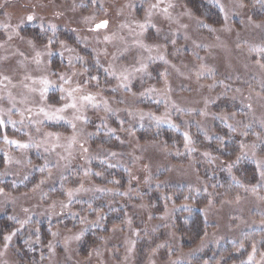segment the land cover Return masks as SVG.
<instances>
[{"label":"rangeland","instance_id":"374dc122","mask_svg":"<svg viewBox=\"0 0 264 264\" xmlns=\"http://www.w3.org/2000/svg\"><path fill=\"white\" fill-rule=\"evenodd\" d=\"M262 9L0 0V264H264ZM43 78L56 87L42 101ZM59 86L96 97L86 122L73 109L58 121L39 111L71 102ZM194 211L205 229L191 239Z\"/></svg>","mask_w":264,"mask_h":264},{"label":"snow or ice","instance_id":"6c2138e0","mask_svg":"<svg viewBox=\"0 0 264 264\" xmlns=\"http://www.w3.org/2000/svg\"><path fill=\"white\" fill-rule=\"evenodd\" d=\"M165 11H167V9H165ZM27 19L29 21H31L33 19L32 16H28ZM106 24L107 22H103L101 24H98L97 25V28H100V27H106ZM141 28H144L145 25H141L140 26ZM107 39V38H106ZM39 56V53L37 54ZM48 55H52L51 52L48 53ZM78 59H80L78 57ZM159 59L161 60H164V57L163 56H160ZM39 62V61H37ZM166 62V61H165ZM107 71V69L105 70ZM134 72H146L147 71V65L146 64H141V66L139 68H134L133 70ZM113 75H115V73H112ZM132 75V73H128V74H121V77L120 79H122V83H121V87H124V88H129V77ZM60 79L61 81H63L64 83H68L69 81L63 76L61 75L60 76ZM93 79H96V77H93ZM40 83L43 85V87L41 88L40 90V96H41V100H45L47 98V94L48 92L50 91V89L56 87V85L54 84V82L52 81H49L47 78H43ZM79 87L77 88H73L71 90H67L65 89L63 86H59V91L61 93H66V95H62L61 96V99L62 100H69L71 101L70 103H65L63 104L62 107H59V108H55L54 110H46L44 107H41L39 109V111L41 113H43L44 117L47 119V120H65V116L62 115V113H64L66 110L68 109H73L75 110V113H79V114H74V119L75 120H80V121H84L86 122L87 121V117L85 115H83L82 113V109L86 106H91L93 108H96L98 107V103L96 102V97L91 95V94H86V95H81L79 97H77L76 95H74V93H77L79 91ZM150 91H154V89H151ZM143 95V93H142ZM79 103V107L77 106ZM105 105L107 104V102L105 101L104 102ZM106 111H111L110 108H107L106 107ZM157 119V123H160V122H167V121H161L160 118H156ZM66 122L73 128V130H75L76 128V124L73 123L72 120H66ZM3 121L0 120V124H2ZM14 123V122H13ZM49 135H52V134H49ZM89 135H92V134H89ZM185 135V141H190V137L187 133L184 134ZM5 139H7V137H5ZM71 141L75 142V134L73 135V137L70 138ZM10 143H13V144H18V146L20 148H29L31 147L32 145L30 144H19L17 141H9ZM41 145H36L37 148H39ZM241 147L243 148L244 146L241 145ZM81 149L83 152L87 153L89 151L88 148L84 147L83 145H81ZM45 151H48L47 148H45ZM111 155L115 156L116 154L115 153H112ZM61 159H64V157H61ZM240 157L237 158V160H239ZM110 167L113 166V165H109ZM231 167V166H229ZM85 175H89V173L87 171H85ZM96 175H100V173H96ZM262 175H264V173H262ZM41 183H43V181H41ZM85 189L83 188V185H81V187L79 188H76V189H69L67 191V196H68V203L70 204L72 202V200L74 199V196L76 193H79L81 191H84ZM97 191H103L104 189H96ZM62 205H63V202H61ZM63 206H67V205H63ZM102 218V217H101ZM55 235V234H53ZM83 235V232H81L80 234H78L75 238L76 239H80V236ZM11 235H8V236H5L4 239L6 241L8 240H11ZM249 261L251 262V257L249 258Z\"/></svg>","mask_w":264,"mask_h":264},{"label":"trees","instance_id":"16d2710c","mask_svg":"<svg viewBox=\"0 0 264 264\" xmlns=\"http://www.w3.org/2000/svg\"><path fill=\"white\" fill-rule=\"evenodd\" d=\"M189 5L194 9V11L195 12H202L204 15L206 14H208V16H211V15H213L214 13L215 14H218V12L217 11H215L214 9H212L211 7H204V5L202 4V3H199V5L201 6L200 8L199 7H197L196 5H194L193 4V1L192 2H190L189 3ZM255 9L256 8H253V12H255ZM261 15H264V9H262V11H261V13H260ZM159 132H160V130H159ZM166 132V134L168 133V132H170L169 131V128H162V134L163 133H165ZM166 134H163V135H166ZM213 146V148H216L215 147V145H214V143H210L209 144V146ZM233 144H226V148H227V150H228V152L230 151L228 148H230V149H233ZM226 150V151H227ZM226 156H229V154H226ZM222 188H226V189H230L231 187L230 186H228V185H226L225 187H222ZM232 190V189H231ZM177 198H180V196L179 197H177ZM199 215H200V213L199 212H193L191 215H190V217H189V225H188V223L187 224H183V226H185V229L186 230H183V232L185 233V234H188L189 236H190V238L192 237V234L195 236V238L196 237H199V236H201V234H202V231L205 229V223L203 222V221H201V218L199 217ZM192 239V238H191Z\"/></svg>","mask_w":264,"mask_h":264},{"label":"water","instance_id":"95a60500","mask_svg":"<svg viewBox=\"0 0 264 264\" xmlns=\"http://www.w3.org/2000/svg\"><path fill=\"white\" fill-rule=\"evenodd\" d=\"M103 22H105V21H100V22L97 23L94 27L97 28V25H98V24H101V23H103Z\"/></svg>","mask_w":264,"mask_h":264}]
</instances>
